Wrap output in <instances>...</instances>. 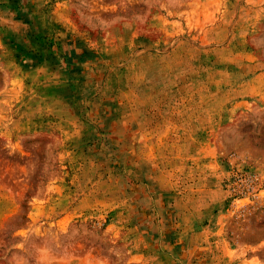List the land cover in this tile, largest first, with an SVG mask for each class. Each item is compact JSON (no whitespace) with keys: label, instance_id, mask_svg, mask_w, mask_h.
Segmentation results:
<instances>
[{"label":"rangeland","instance_id":"374dc122","mask_svg":"<svg viewBox=\"0 0 264 264\" xmlns=\"http://www.w3.org/2000/svg\"><path fill=\"white\" fill-rule=\"evenodd\" d=\"M0 264H264V0H0Z\"/></svg>","mask_w":264,"mask_h":264}]
</instances>
